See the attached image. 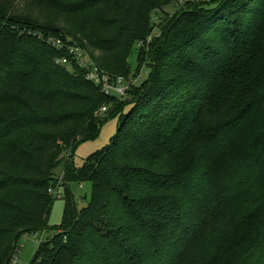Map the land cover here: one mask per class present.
Returning a JSON list of instances; mask_svg holds the SVG:
<instances>
[{
	"label": "trees",
	"instance_id": "obj_1",
	"mask_svg": "<svg viewBox=\"0 0 264 264\" xmlns=\"http://www.w3.org/2000/svg\"><path fill=\"white\" fill-rule=\"evenodd\" d=\"M27 1L90 16L60 32L0 12V264L48 227L51 190L71 181L92 183L90 201L78 210L68 194L30 264H264V0ZM80 34L102 69L145 66L146 79L120 99L59 64L45 38ZM116 116L110 143L76 166Z\"/></svg>",
	"mask_w": 264,
	"mask_h": 264
},
{
	"label": "rangeland",
	"instance_id": "obj_2",
	"mask_svg": "<svg viewBox=\"0 0 264 264\" xmlns=\"http://www.w3.org/2000/svg\"><path fill=\"white\" fill-rule=\"evenodd\" d=\"M11 8V12L9 14H13L18 16V19H28L30 22L37 24L41 27H46L48 29L56 28L60 32H69L73 26L78 27L81 24H83V16L87 17L90 16L89 12H84L82 14H78L74 16V19L70 18V22H67V20L60 21L57 17V15L54 14L53 10L43 7V6H36L31 1L27 0H0V12L3 13L8 9ZM98 11V9H95ZM170 10L174 12L176 8L174 6L170 7ZM8 14V12H6ZM92 16H94V12H92ZM78 25V26H77ZM69 30V31H68ZM26 32V31H25ZM29 33V31H27ZM78 39H73L70 36H68L69 39H73L74 43L73 45L82 47L83 45L81 43L86 42V40H82V35H78ZM139 49L135 46H133L132 54L129 57V63L131 73H136L139 70V67L143 63L139 65ZM146 57V53H143L140 57L141 61ZM86 60L88 61L87 57ZM69 70L72 68L68 67ZM145 71L146 67H141V71ZM72 71V70H71ZM145 77V75H143ZM146 79V77H145ZM131 106L127 105L125 107V112H128L130 110ZM103 114V113H102ZM104 115V114H103ZM119 117H114L106 121L102 129L100 131V134L94 138L87 140L83 143H81L75 154H74V161L76 166L80 167L84 164L86 158L93 154L94 152L101 150L105 148L111 141L112 137L117 133L118 125H119ZM64 171V165H61L57 169L58 176L62 174ZM57 192L55 194L56 198L53 203V208L50 214L49 218V224L48 227L41 231L36 232H27L23 234L20 239L18 240V247L17 252L15 253V264H30L31 261L34 259L36 250L38 248L39 242L48 240L52 235H54L57 231V227H59L64 218L65 209L68 202V194H71L73 197V200L75 202L76 207L78 210L82 209L84 206H86L91 198L92 194V183L91 182H77V181H71L69 183V186L63 185L60 186L57 189ZM189 249V248H188ZM182 252L179 255L181 256ZM188 256V255H187ZM187 258V257H186ZM13 259L12 262L15 261Z\"/></svg>",
	"mask_w": 264,
	"mask_h": 264
},
{
	"label": "built area",
	"instance_id": "obj_3",
	"mask_svg": "<svg viewBox=\"0 0 264 264\" xmlns=\"http://www.w3.org/2000/svg\"><path fill=\"white\" fill-rule=\"evenodd\" d=\"M45 40L52 47L64 52L63 55L57 58L59 64L71 67L74 63H77L79 66L85 68L86 79L101 88L108 96H114L120 99L128 97L131 88L135 85H140L148 74L147 70H142L137 75H114L102 69V67L95 63L81 47L75 45L67 46L62 38L53 35L47 36ZM143 67L145 68V66ZM143 75H145V77ZM102 111H107V107H103ZM51 192L54 194L58 193L54 190H51ZM15 263L16 259L13 264Z\"/></svg>",
	"mask_w": 264,
	"mask_h": 264
}]
</instances>
